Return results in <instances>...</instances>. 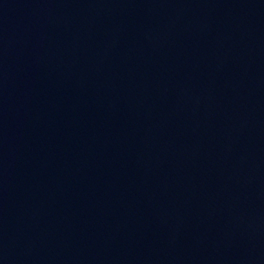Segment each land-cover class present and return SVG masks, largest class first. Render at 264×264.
Segmentation results:
<instances>
[{
	"label": "water",
	"instance_id": "obj_1",
	"mask_svg": "<svg viewBox=\"0 0 264 264\" xmlns=\"http://www.w3.org/2000/svg\"><path fill=\"white\" fill-rule=\"evenodd\" d=\"M0 264H264V0H0Z\"/></svg>",
	"mask_w": 264,
	"mask_h": 264
}]
</instances>
